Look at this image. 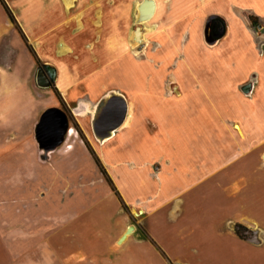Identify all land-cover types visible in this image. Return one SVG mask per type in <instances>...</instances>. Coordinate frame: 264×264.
<instances>
[{
  "label": "crops",
  "instance_id": "crops-1",
  "mask_svg": "<svg viewBox=\"0 0 264 264\" xmlns=\"http://www.w3.org/2000/svg\"><path fill=\"white\" fill-rule=\"evenodd\" d=\"M74 6L69 0H0V36L15 31L34 36L45 30L42 20L62 22ZM26 65L18 62L7 91L1 90L0 74V264H249L255 254L258 264H264V100L262 105L254 102L257 95L262 98L264 85H249V198L241 213L229 215L228 207L213 205L212 190L203 188L221 168L205 176L201 163L191 164L187 180L196 177V183L171 197L163 196L173 192L169 187L178 179L164 158L141 157L137 165L134 151L132 160L116 161V171L110 174L103 150L113 151V141L122 133L135 132L137 141L119 147L151 153L159 132L167 129L169 114L155 108L151 80H134L132 99L114 95L125 100L127 113L106 138L82 129L69 113L71 131L63 146L45 152L36 130L49 107L31 98L24 84ZM44 66L36 67L43 73ZM176 92L179 95L169 96L181 99ZM32 105L41 110L32 114ZM154 116L161 119L153 121ZM232 132L237 145L246 142L239 124L232 125ZM238 178L247 185V178L237 174V187L243 184ZM241 192L238 187L229 196Z\"/></svg>",
  "mask_w": 264,
  "mask_h": 264
},
{
  "label": "rangeland",
  "instance_id": "rangeland-1",
  "mask_svg": "<svg viewBox=\"0 0 264 264\" xmlns=\"http://www.w3.org/2000/svg\"><path fill=\"white\" fill-rule=\"evenodd\" d=\"M73 1L75 6L64 21L53 23L45 18V30L34 36H19L16 31L0 36L1 90L7 91V82L16 76V65L22 61L27 64L29 76L24 84L31 98L66 117L70 113L82 129L94 133L92 123L106 98L122 95L132 99L137 91L134 80H151V91L157 97L155 108L169 114L165 118L167 131L159 132L151 153L145 148L119 147L137 141L135 132L122 133L113 141V151L108 147L103 150L110 174L116 171V161L132 160L134 151L137 165L141 157L164 158L171 161L170 169L178 179L169 187L173 192L163 196L171 197L196 183V177L187 180L188 174L192 175L188 169L201 163L205 176L221 168L203 187L212 190L213 205L228 207L229 215L246 208L249 85H264V0H69V4ZM144 1L155 5L153 16L146 21L139 15ZM213 20L223 23L224 34L217 40L210 32ZM136 28H140V40ZM42 64L55 71L50 89L35 85V73ZM176 91L183 95L179 100L169 96L172 92L179 95ZM257 96L254 102L262 105L264 93L262 98ZM30 108L32 114L41 110V106ZM177 111L180 113L175 114ZM153 119L157 122L161 117ZM234 123L246 134L243 144L232 141ZM103 151L97 149L100 156ZM237 174L247 178L248 186L238 178L242 192L231 198L238 189L234 184ZM258 263L257 254L249 256V264Z\"/></svg>",
  "mask_w": 264,
  "mask_h": 264
},
{
  "label": "water",
  "instance_id": "water-1",
  "mask_svg": "<svg viewBox=\"0 0 264 264\" xmlns=\"http://www.w3.org/2000/svg\"><path fill=\"white\" fill-rule=\"evenodd\" d=\"M155 11V5L151 1H144L139 6V15L142 21L149 20ZM140 28H136L137 40H140ZM224 34V28L218 29L213 40H217ZM48 79L42 78V68L37 69L35 76L36 84L39 88H50L55 80V71L53 68L44 66ZM127 113V105L123 98L118 96L110 97L102 107L94 122L93 129L95 135L100 138H106L111 132L117 130L123 123ZM69 127L67 118L60 110L49 109L45 111L39 119L36 130V141L45 152L54 150L62 145ZM251 228L253 224L244 221ZM133 227L127 230L131 232Z\"/></svg>",
  "mask_w": 264,
  "mask_h": 264
},
{
  "label": "trees",
  "instance_id": "trees-1",
  "mask_svg": "<svg viewBox=\"0 0 264 264\" xmlns=\"http://www.w3.org/2000/svg\"><path fill=\"white\" fill-rule=\"evenodd\" d=\"M216 26L217 30L216 31H211V36L212 39H214V35L217 33L218 29L223 28V23L220 20H213L211 24V28Z\"/></svg>",
  "mask_w": 264,
  "mask_h": 264
},
{
  "label": "flooded vegetation",
  "instance_id": "flooded-vegetation-1",
  "mask_svg": "<svg viewBox=\"0 0 264 264\" xmlns=\"http://www.w3.org/2000/svg\"><path fill=\"white\" fill-rule=\"evenodd\" d=\"M216 30H217V27H216V26L210 28V32H211V31H216ZM42 78L45 79V80L48 79V78H47V75H46V72H45L44 69H43ZM51 86H52V85H51ZM64 115H65V114H64ZM66 118H67V117H66ZM65 136H66V135H65Z\"/></svg>",
  "mask_w": 264,
  "mask_h": 264
},
{
  "label": "bare ground",
  "instance_id": "bare-ground-1",
  "mask_svg": "<svg viewBox=\"0 0 264 264\" xmlns=\"http://www.w3.org/2000/svg\"><path fill=\"white\" fill-rule=\"evenodd\" d=\"M71 130H69V132H70ZM68 135V134H67Z\"/></svg>",
  "mask_w": 264,
  "mask_h": 264
},
{
  "label": "built area",
  "instance_id": "built-area-1",
  "mask_svg": "<svg viewBox=\"0 0 264 264\" xmlns=\"http://www.w3.org/2000/svg\"><path fill=\"white\" fill-rule=\"evenodd\" d=\"M68 133H69V130H68Z\"/></svg>",
  "mask_w": 264,
  "mask_h": 264
},
{
  "label": "clouds",
  "instance_id": "clouds-1",
  "mask_svg": "<svg viewBox=\"0 0 264 264\" xmlns=\"http://www.w3.org/2000/svg\"><path fill=\"white\" fill-rule=\"evenodd\" d=\"M67 134H68V133H67ZM67 134H66V135H67Z\"/></svg>",
  "mask_w": 264,
  "mask_h": 264
}]
</instances>
